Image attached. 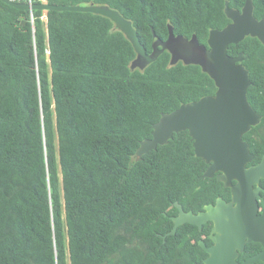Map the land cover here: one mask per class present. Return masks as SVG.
<instances>
[{
	"label": "trees",
	"instance_id": "1",
	"mask_svg": "<svg viewBox=\"0 0 264 264\" xmlns=\"http://www.w3.org/2000/svg\"><path fill=\"white\" fill-rule=\"evenodd\" d=\"M107 6L131 22L147 53L156 38L193 34L230 21L245 0H13ZM264 18V0H252ZM25 21L24 25L20 22ZM154 31L155 38L152 36ZM250 86L260 122L243 136L264 153V46L251 37L230 45ZM130 42L106 17L81 12L23 11L0 1V264H197L202 230L180 225L174 202L194 213L228 190L200 178L187 131L135 160L151 126L180 105L212 96L214 82L196 65L170 66L164 51L130 70ZM256 138H250L252 131Z\"/></svg>",
	"mask_w": 264,
	"mask_h": 264
},
{
	"label": "water",
	"instance_id": "2",
	"mask_svg": "<svg viewBox=\"0 0 264 264\" xmlns=\"http://www.w3.org/2000/svg\"><path fill=\"white\" fill-rule=\"evenodd\" d=\"M0 1L23 11L81 12L108 18L133 47L136 56L130 64L132 71H142L164 51L170 55V66L179 62L185 66H199L214 82V95L162 114L151 126V138L139 143L135 160L140 161L147 152L167 144L173 134L187 131L194 155L207 165L200 178H211L217 173L216 180L230 190V201L217 198L214 204L205 205L197 214L184 212L181 205L174 202L177 215L170 217L173 226L166 235H174L183 224L201 230L202 225L211 222L209 239L213 244L206 247L203 241L198 242L207 253L202 264H237L236 256L248 241L260 242L264 247V213L257 214L256 202L260 191L258 183L264 180V154L257 164L247 166L253 156L242 140V136L260 122V115L246 98L250 81L242 62L247 56L239 53L232 57L227 53L230 45L246 37L256 38L264 46V18L257 20L253 16L252 0H245L240 11L229 8L225 2L224 14L230 22L221 30H210L206 45L200 44L194 34L189 39L174 35L173 27L168 25L166 40L156 38L150 53L140 43L131 22L107 6ZM20 24L24 25L25 21ZM151 32L155 38L152 29ZM256 260L264 261V250L245 264Z\"/></svg>",
	"mask_w": 264,
	"mask_h": 264
},
{
	"label": "flooded vegetation",
	"instance_id": "3",
	"mask_svg": "<svg viewBox=\"0 0 264 264\" xmlns=\"http://www.w3.org/2000/svg\"><path fill=\"white\" fill-rule=\"evenodd\" d=\"M252 128V127H251ZM250 128V129H251ZM249 129V131H250ZM248 131V132H249ZM247 132V133H248ZM256 132L257 130L255 131H252V133L250 134V138H256ZM246 134V133H245ZM244 134V135H245ZM243 135V136H244ZM243 136H242V140H243ZM244 142H246L245 140H243ZM247 143V142H246ZM248 144V143H247ZM249 146V145H248ZM250 149V148H249ZM250 152V150H249ZM264 154V153H263ZM253 156V155H252ZM261 160V159H260ZM252 161V160H251ZM257 164V163H256ZM250 165H255V164H247V166H250ZM206 168H207V165H206ZM205 168V169H206ZM205 171V170H204ZM216 175L217 173H215L211 178H215L216 179ZM232 183H235V182H232ZM223 185V184H222ZM258 186L260 187V191L258 193V196L256 197V202H257V214L260 215V214H263L264 213V180L261 179L258 183ZM224 187V186H223ZM225 188V187H224ZM228 190V194H229V197L228 198H222V197H216L217 198H221L222 200H224L225 202H229L230 201V190L228 188H225ZM215 199V201H216ZM215 203V202H214ZM214 203H211V204H214ZM206 205H209V204H206ZM205 206V205H204ZM203 206V207H204ZM182 207V206H181ZM203 207L202 209L200 210H197L195 213L192 211V210H189L191 211L193 214H197L198 212L202 211L203 210ZM176 209V208H175ZM183 209V208H182ZM184 211V209H183ZM189 211H184V212H189ZM177 215V209H176V214L173 215V216H176ZM172 217V216H170ZM169 217V218H170ZM207 224H210V229L208 231V233L206 234H202L201 235V238L198 240L199 241H203L205 246L206 247H210L213 243L212 241L209 239V234H210V230H211V227H212V223L211 222H207L206 224L204 225H207ZM202 225V227L204 226ZM198 228V227H197ZM199 230V229H198ZM202 230V228H201ZM200 231V230H199ZM202 248V247H201ZM264 250V247L263 245L260 243V242H255V241H248L244 244V247H243V250L238 252V255L236 256V259H235V262L237 264H245L246 261H248L250 258H253V257H256L258 256L262 251ZM204 251V250H203ZM205 253V257H203L201 259V262L200 263H197V264H202L203 260L207 257V253L204 251ZM249 264H264V261L262 260H256L255 262L253 263H249Z\"/></svg>",
	"mask_w": 264,
	"mask_h": 264
}]
</instances>
